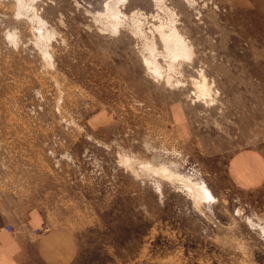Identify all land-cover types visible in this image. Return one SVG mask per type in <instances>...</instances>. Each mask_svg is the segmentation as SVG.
Returning <instances> with one entry per match:
<instances>
[{"label": "rangeland", "instance_id": "rangeland-1", "mask_svg": "<svg viewBox=\"0 0 264 264\" xmlns=\"http://www.w3.org/2000/svg\"><path fill=\"white\" fill-rule=\"evenodd\" d=\"M172 3L0 0V228L46 229L26 264H264V0Z\"/></svg>", "mask_w": 264, "mask_h": 264}, {"label": "crops", "instance_id": "crops-1", "mask_svg": "<svg viewBox=\"0 0 264 264\" xmlns=\"http://www.w3.org/2000/svg\"><path fill=\"white\" fill-rule=\"evenodd\" d=\"M42 216L34 208H29L21 215V222L6 223L0 228V264H26L34 255L39 244L33 240L34 230L42 228ZM13 227L11 233L4 228ZM38 234V233H37Z\"/></svg>", "mask_w": 264, "mask_h": 264}, {"label": "bare ground", "instance_id": "bare-ground-1", "mask_svg": "<svg viewBox=\"0 0 264 264\" xmlns=\"http://www.w3.org/2000/svg\"><path fill=\"white\" fill-rule=\"evenodd\" d=\"M19 1V0H18ZM160 1V0H159ZM171 3L173 1H177L178 3L181 2V0H170ZM180 1V2H179ZM162 2V1H161ZM160 3V2H159ZM117 4V3H116ZM114 4V6L116 5ZM120 4V2H119ZM163 4V3H162ZM173 4V3H172ZM111 6H113L112 3H110ZM158 5V4H157ZM161 5V4H160ZM164 5V4H163ZM161 5V6H163ZM107 6V5H106ZM165 6V5H164ZM166 7V6H165ZM109 10V9H108ZM113 10V8H112ZM111 10V11H112ZM116 16V15H115ZM117 17V16H116ZM212 17V16H211ZM104 18V17H103ZM115 20H117L115 18ZM110 21V20H109ZM111 24H112V21H110ZM110 24V25H111ZM118 25V24H117ZM114 28H115V25H113ZM160 29V28H158ZM160 32V40L162 42V44L165 46V49H166V53H168V58L170 61H174V58L175 57H179L181 55L185 56L188 52V49L186 48V42L185 40L182 38V36H180V34L178 33V31L176 30L175 27L173 28H170L167 32H163V31H159ZM143 63H144V66L147 67L151 73H154L155 75H158L160 76L161 75V72H160V67L154 62V61H151L150 58H144L143 60ZM197 90L200 94H207L208 93V89L206 88V79L204 77H202V80H201V83H198V86H197ZM122 161L129 165L130 164V161L126 160V159H123L122 158ZM135 161V160H134ZM138 163V162H137ZM132 164H134L132 162ZM140 164H142L140 162ZM140 164L138 163V165L140 166ZM146 164V163H145ZM133 166V165H132ZM138 166V167H139ZM143 166V165H142ZM141 169V168H140ZM145 169H147V171H151V172H154V173H159L161 175H164L166 178L168 179H171V178H175L170 172H168V170L166 169H163V170H156V169H153L150 165H146ZM146 171V170H145ZM150 173V172H149ZM177 179V178H175ZM178 180L180 182H183V185L185 186V188L191 193L192 197L194 200H199V201H203V200H208L209 198V195L207 194V192L202 189V186L200 185V183H192L190 182L188 179H185V178H178ZM177 180V181H178ZM178 181V182H179ZM179 182V183H180ZM182 186V185H181ZM184 188V189H185ZM202 189L204 190V194L199 192V190Z\"/></svg>", "mask_w": 264, "mask_h": 264}, {"label": "built area", "instance_id": "built-area-1", "mask_svg": "<svg viewBox=\"0 0 264 264\" xmlns=\"http://www.w3.org/2000/svg\"><path fill=\"white\" fill-rule=\"evenodd\" d=\"M4 230L7 232V233H11L13 231V227L11 225H7L5 226ZM46 229H39V230H36V232L38 233L39 231H45Z\"/></svg>", "mask_w": 264, "mask_h": 264}]
</instances>
